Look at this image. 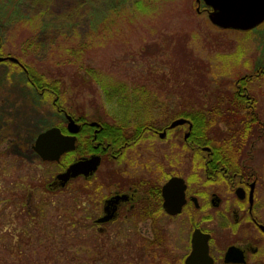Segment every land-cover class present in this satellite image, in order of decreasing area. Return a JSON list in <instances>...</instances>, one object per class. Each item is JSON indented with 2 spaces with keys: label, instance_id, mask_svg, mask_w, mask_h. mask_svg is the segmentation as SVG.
Here are the masks:
<instances>
[{
  "label": "rangeland",
  "instance_id": "rangeland-1",
  "mask_svg": "<svg viewBox=\"0 0 264 264\" xmlns=\"http://www.w3.org/2000/svg\"><path fill=\"white\" fill-rule=\"evenodd\" d=\"M137 1L0 0V58L28 59L42 73L61 78L70 112L78 110L93 122L110 119L103 114L98 86L80 71V62L114 85L142 87L157 98L163 104L159 110L167 114L157 112L162 117H155L157 123L175 116L181 106L234 105L238 93L254 101L251 114L264 123V86L252 79L249 94L236 85L245 73L264 70V22L253 31L219 30L209 22L201 0H144L145 12L136 10ZM63 122L17 66L0 62V264H90V259L115 264L111 226L102 234L90 219L80 218L79 181L62 191H44L58 168L41 163L30 147L39 133ZM218 127L228 134V127ZM260 132L251 137L256 144L249 165L258 176L257 203L264 207L263 126ZM87 205L89 216L99 214L92 201ZM31 217L38 227L31 246L23 236L14 242L3 237L4 224L9 225L6 231L21 230ZM140 254L125 260L143 264Z\"/></svg>",
  "mask_w": 264,
  "mask_h": 264
},
{
  "label": "flooded vegetation",
  "instance_id": "flooded-vegetation-1",
  "mask_svg": "<svg viewBox=\"0 0 264 264\" xmlns=\"http://www.w3.org/2000/svg\"><path fill=\"white\" fill-rule=\"evenodd\" d=\"M11 64L18 67V61ZM157 112L162 111H155L161 117ZM62 115V125L55 124L41 133L57 128L61 135L70 136V117L78 126L74 150L56 162H46L34 152V145L30 147L41 163L58 168L54 177L45 182L44 191H62L79 181L80 218L84 222L90 219L102 234L111 226L115 264H129L131 261L125 257L140 251L143 264H264V207L257 203L258 176L253 170L239 167L241 164L233 159L238 153H233L232 161L226 163L233 167L225 168L209 148L196 151V138L191 136L192 126L188 122L172 128L177 119L170 116L155 122L152 129L144 128L133 140L137 133L131 130L123 137L117 129L116 133L105 129L102 120L93 122L84 116L78 120ZM109 134L122 136L110 139V143ZM121 141L123 145H119ZM77 143L79 151L85 152L91 146L94 153L88 157L72 156ZM93 156L100 159L95 173L60 186L56 179L59 174L73 163ZM200 163L205 168H200ZM171 180L182 184L168 186ZM27 191L29 195L33 193L31 189ZM91 201L99 211L95 217L89 216L86 209ZM45 203L48 207L49 202ZM45 218L46 222L50 219ZM33 220L31 217L24 222V229L12 232L6 231L9 225L4 224L3 237L16 241L23 236L32 242L38 230ZM18 225L19 220L15 227Z\"/></svg>",
  "mask_w": 264,
  "mask_h": 264
},
{
  "label": "trees",
  "instance_id": "trees-1",
  "mask_svg": "<svg viewBox=\"0 0 264 264\" xmlns=\"http://www.w3.org/2000/svg\"><path fill=\"white\" fill-rule=\"evenodd\" d=\"M143 1L144 0H139L134 4L136 10L145 12ZM28 23L30 24H27L29 26L34 25L33 21H28ZM24 45L26 46L24 49H26L29 48L28 45L30 44L27 41ZM1 52L2 47L0 48V53ZM22 52L23 55H25L27 51L24 52L22 50ZM73 53L75 54V51ZM25 58H27V56H25ZM17 61L21 73H23L26 78L27 85H29L33 91L41 95L43 99L50 102L52 109L55 110L56 113L61 115L62 113H65L78 120L83 117V114L78 110L73 111L74 114L70 112L72 106L69 105V100L63 90L64 85L62 84L61 78L53 79L42 73L36 67H33V64L28 59L22 61L19 58ZM80 64V71H84V73L92 79V82L98 86L99 91L101 92L100 94H102L104 107L102 111L103 114L110 119V122L105 121V129L111 131V133H116L117 129L119 132H123V137H127L128 132L131 130L133 134L137 133L133 138L134 140L141 135L144 128L145 131H147L148 128L152 129L154 127L155 122L153 120L157 117L155 111H158L163 105L157 98L151 96L142 87L132 88L131 86L118 82L114 85L112 79L105 77L99 71L97 72V70L90 67L84 68V63L80 62ZM60 77L63 78V76ZM252 79L256 80V85L264 86V70H258L256 74H252L251 72L245 73L238 78L236 85H238L240 89L246 88L250 94V83H253ZM80 80L81 83L86 86L87 81L83 78H80ZM243 97L244 96H240V93H238L233 99L234 105H227L224 104V102L216 108H211L210 105L200 108L191 105L184 107L181 106L179 111L175 110L176 115L173 117L176 119H185L192 126L191 136L196 138L194 143L197 147L196 151L198 153L201 152L200 148L202 147L209 148L210 153L215 154L220 161H223L224 167L228 161H232L233 153H238L236 155L240 156L242 154L245 157H242L243 159L238 162L241 164L239 167L245 170H250L251 166L249 164L254 160L252 150L256 144L251 137L254 135L258 137L259 134H261L260 126L264 127V123L261 122L258 114H251L254 110L252 108L254 107V101L248 97ZM236 105L239 107L237 114H235ZM219 125L228 127V134L224 133L225 131L220 132ZM216 134L221 135L215 136ZM118 136L122 135L115 136L109 134L107 142H110V139H115ZM123 143L124 142L121 141L119 145H123ZM79 144L80 143H77L76 150L71 153L72 156L88 157L90 154L94 153L91 146H88L87 151L85 150V152L79 151ZM65 157L66 156L61 159V165L64 164ZM227 157H229V159ZM199 167L205 168L204 166H201V163L199 164ZM232 167L233 166H226L225 168ZM235 167L238 166L235 165ZM262 169L261 174L263 171ZM251 170L256 171L255 169ZM259 170L260 169L257 171ZM9 241L14 242V240ZM30 245L31 241H29L27 248ZM21 253L22 251H19L20 255H22ZM90 261V264H94L96 259H90Z\"/></svg>",
  "mask_w": 264,
  "mask_h": 264
},
{
  "label": "water",
  "instance_id": "water-1",
  "mask_svg": "<svg viewBox=\"0 0 264 264\" xmlns=\"http://www.w3.org/2000/svg\"><path fill=\"white\" fill-rule=\"evenodd\" d=\"M204 5L209 8L208 20L220 30H233L240 32L252 31L264 22V0H202ZM5 59H0L4 61ZM12 63H17L14 58H7ZM68 132L70 136L61 135L57 128H51L38 135L33 146L34 152L42 161L56 162L59 158L68 152L74 150L75 134L78 126L68 117ZM184 120H177L172 124V128L183 125ZM100 159L93 156L89 159L79 160L68 167V169L59 174L56 179L61 187L71 179L81 175H92L99 166ZM180 184L181 181L171 180L168 186L171 187ZM182 184V183H181ZM200 237V232L197 231ZM229 252L226 255L228 258Z\"/></svg>",
  "mask_w": 264,
  "mask_h": 264
}]
</instances>
